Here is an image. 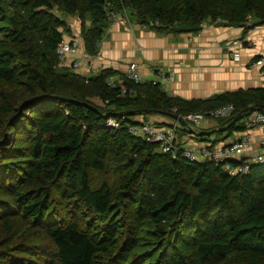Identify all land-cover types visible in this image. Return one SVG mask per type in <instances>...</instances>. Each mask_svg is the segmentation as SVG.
<instances>
[{
    "label": "trees",
    "instance_id": "1",
    "mask_svg": "<svg viewBox=\"0 0 264 264\" xmlns=\"http://www.w3.org/2000/svg\"><path fill=\"white\" fill-rule=\"evenodd\" d=\"M107 7L173 34L264 25V0H0V264H264V162L231 175L128 131L136 114L231 103L217 120L228 137L264 108V87L184 100L111 69L58 66L67 28L53 9L77 15L93 56Z\"/></svg>",
    "mask_w": 264,
    "mask_h": 264
},
{
    "label": "crops",
    "instance_id": "2",
    "mask_svg": "<svg viewBox=\"0 0 264 264\" xmlns=\"http://www.w3.org/2000/svg\"><path fill=\"white\" fill-rule=\"evenodd\" d=\"M66 21L71 27V36H79L78 19L73 16ZM250 24L248 21L243 27H231L204 23L196 35L173 34L143 26L134 19L127 24L108 22L95 55H87L81 44L79 53L68 59H77L78 68L73 70L82 76H91L93 70L101 69L124 73L128 64L134 62L142 82L157 81L155 71L159 68L170 74L169 82L163 87L168 96L202 100L222 92L264 87V66L254 63L264 58V25L243 32ZM133 119L150 120L157 128L178 125L175 119L161 113L136 114ZM218 130L217 122L212 120L201 125L181 122L177 140L180 146L198 147L212 142L223 144L243 133L224 137L218 135ZM248 134L250 153L257 148L256 141L264 137V127H253Z\"/></svg>",
    "mask_w": 264,
    "mask_h": 264
},
{
    "label": "built area",
    "instance_id": "3",
    "mask_svg": "<svg viewBox=\"0 0 264 264\" xmlns=\"http://www.w3.org/2000/svg\"><path fill=\"white\" fill-rule=\"evenodd\" d=\"M106 18L108 22L130 23V15L125 9L111 10L107 7ZM143 26L153 27L159 26V24L158 22H150L148 25ZM195 34L199 35V32ZM66 38L63 37L56 46L58 66H68L71 69H76L79 65L77 59L70 60L68 58L70 55L79 53L81 42L73 36ZM254 63L258 66H264V58H258ZM155 72L158 80L153 82L158 83L163 89L164 85L169 82L170 74L159 68ZM97 73L98 71L93 70L91 76ZM123 74L134 83L141 82V77L137 72V65L134 62L128 64ZM116 80L114 76H110L107 79V84L112 86ZM117 83L122 84V81L118 80ZM122 92L125 93L124 90ZM233 110L234 106L228 103L210 110L207 116L196 112L185 114L181 119L185 123L198 125L202 120L206 121L208 118L211 120L227 118L232 114ZM106 124L111 127L118 126L117 122L112 118H109ZM175 124L157 128L150 120H135V124L128 126V131L133 135L144 137L148 142L156 143L163 153H169L172 157H175L180 152L184 158L190 161L211 160L221 164L222 169L231 175L246 173L251 164L264 162V137L256 141L257 148L252 149V152L249 153L251 141L248 134L253 127H264V108L252 110L244 120L245 130L243 133L237 139L223 144L206 143L198 147H193L192 145L180 146L177 140V130L180 123L178 122V125L177 123Z\"/></svg>",
    "mask_w": 264,
    "mask_h": 264
},
{
    "label": "rangeland",
    "instance_id": "4",
    "mask_svg": "<svg viewBox=\"0 0 264 264\" xmlns=\"http://www.w3.org/2000/svg\"><path fill=\"white\" fill-rule=\"evenodd\" d=\"M53 12L56 14V15H58V16H60L61 18H63L64 20H65V22H66V30L63 32V37L64 38H66V37H70L71 36V27L69 26V24H67V18L68 17H73V16H75L77 19H78V21H79V23H80V20H79V18L77 17V15H65V14H62L60 11H58L57 9H53ZM86 25H88V23L86 22ZM4 26V23H3V21H0V28H2ZM79 31H80V25H79ZM75 37H77V38H79V40H80V42H82L81 44H83V41H82V39H81V36H80V32H79V36H75ZM83 46V45H82ZM207 120H211V119H207ZM206 120V121H207ZM212 121H214V122H217V120H212ZM203 122H205V121H203L202 120V122H200L198 125H201ZM194 124V123H193Z\"/></svg>",
    "mask_w": 264,
    "mask_h": 264
},
{
    "label": "water",
    "instance_id": "5",
    "mask_svg": "<svg viewBox=\"0 0 264 264\" xmlns=\"http://www.w3.org/2000/svg\"><path fill=\"white\" fill-rule=\"evenodd\" d=\"M248 110H250V107H248V108H245L243 111L245 112V111H248ZM167 115H169L170 117H172L173 119H175L176 121H178V122H182V123H185L179 116H176V115H171V114H167Z\"/></svg>",
    "mask_w": 264,
    "mask_h": 264
},
{
    "label": "bare ground",
    "instance_id": "6",
    "mask_svg": "<svg viewBox=\"0 0 264 264\" xmlns=\"http://www.w3.org/2000/svg\"><path fill=\"white\" fill-rule=\"evenodd\" d=\"M108 3V2H107ZM108 5V4H107ZM159 126V125H158Z\"/></svg>",
    "mask_w": 264,
    "mask_h": 264
}]
</instances>
